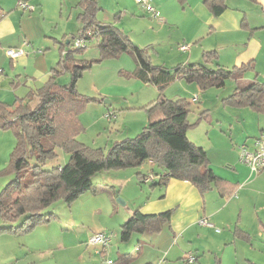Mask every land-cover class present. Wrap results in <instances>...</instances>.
<instances>
[{
  "label": "rangeland",
  "instance_id": "rangeland-1",
  "mask_svg": "<svg viewBox=\"0 0 264 264\" xmlns=\"http://www.w3.org/2000/svg\"><path fill=\"white\" fill-rule=\"evenodd\" d=\"M21 1L34 8L23 9L18 0H0L5 9L11 10L10 16L0 24V30L3 31L0 36V70L9 76L7 80L2 76L5 82L0 85V102L6 101L9 105H13L18 98L26 101L30 94L35 93L23 85L26 78L30 79L36 72H50L58 59L59 47L64 43L61 39L63 34H68L71 38V34L76 33L79 28L76 19L80 11L77 8L79 0ZM98 5L96 18L114 23L134 45L149 55L153 64H157L152 61L151 55H155L160 46L166 49L170 45H155L154 48V44L148 45L154 35L149 28L146 29L149 25L143 19L147 20L149 17L143 13L142 8L134 0H98ZM15 17L21 18L24 32L16 27L17 23L13 24V29L11 20ZM57 40H61L60 45ZM85 44L86 48L76 53L78 59L94 61L91 68L85 70L76 82L77 93L87 98V102L77 112L80 130L76 138L88 147L100 148L103 153H107L116 139L135 137L142 130L149 117L145 106L156 100L159 92L154 85L128 75L136 67L130 53L124 52L116 57L95 61L99 58L96 42L86 41ZM8 49L23 53L11 59L5 54ZM172 65L166 67L172 71L177 64ZM260 69L256 79L254 73L246 74V79L241 82L256 80L264 83V64ZM17 72L22 74L16 77ZM10 78L13 79V85L8 83ZM69 80L68 73L61 74L57 79L62 84ZM235 86L234 79L229 78L222 87H210L201 91L195 83L176 79L162 91L165 98L186 99L189 102L187 121L190 126L186 130V136L206 151L217 172L225 176L229 175L233 166L241 164L239 147L244 144L250 146L253 139L259 136L260 128L264 129V113L232 103L230 98ZM194 96H197L196 101L192 100ZM29 104L34 105L35 99L32 98ZM108 113L114 115L110 120L105 118ZM128 131L129 135L124 136ZM15 145L13 130L0 129V193L12 178L10 155ZM55 150L56 157L46 162L45 169L63 166L68 162L66 152L60 148ZM141 166L140 173L145 174L147 164ZM139 168L97 172L91 178V187L79 194L73 202L66 203L59 198L46 208L43 213L53 214L48 221L39 222L27 231L1 230L0 264H105L110 257L118 254L117 247L133 255L137 253L138 245L142 246L140 255L133 258L131 264H145L147 261L151 264H163L165 251L162 248L168 239L159 237L160 234H133L129 241L121 240V225L131 215L134 204L145 201L152 191L156 195L162 188L150 187V184L141 181L136 174ZM260 175H264V172L258 176ZM260 191L257 207L262 208L261 214L264 215V187ZM243 196L246 197H241L238 202L232 199V213L237 216L239 209L243 220L256 217L257 208L251 197L248 194ZM207 204L212 208L211 202ZM261 214L259 213L260 216ZM206 221L211 226L192 228V246H176L181 249V258L174 256L168 264H189L184 259L188 254L185 248H190L192 254L199 256V261H195V264H217V259L222 264H232L236 260L244 262L246 259L255 264H264V234L260 231V226L256 225L258 232H253L252 245H249L233 240L227 226ZM20 222L3 223L0 217V227H16ZM219 232L223 233L219 235ZM95 233L110 236L103 254L96 252L87 243ZM165 236L169 238V235ZM138 240L141 242L138 243Z\"/></svg>",
  "mask_w": 264,
  "mask_h": 264
},
{
  "label": "trees",
  "instance_id": "trees-1",
  "mask_svg": "<svg viewBox=\"0 0 264 264\" xmlns=\"http://www.w3.org/2000/svg\"><path fill=\"white\" fill-rule=\"evenodd\" d=\"M203 2L213 15L225 9L224 0ZM77 5L81 10L77 15L80 26L71 38H66L63 44L60 42V55L48 81L26 101L18 98L13 105L0 102V129L13 130L16 136L10 155L12 178L0 193V217L3 223L21 221L16 227L1 226L0 231H27L39 222L48 221L53 214L43 213L46 208L59 198L66 203L73 202L91 187V178L103 170L137 168L151 161L160 171L148 180L147 175L140 178L141 174H137L141 181H149L150 187H165L171 179H176L192 184L203 194L226 184L214 173L206 151L186 136L190 126L189 102L171 100L162 94L176 79L195 83L201 91L222 87L227 79H234L232 103L264 113V84L240 80L249 64L227 69L213 63L214 52H205L202 62L178 64L171 71L153 64L149 55L114 23L99 21L96 18L98 0H79ZM5 14L0 8V20ZM76 40L82 43L76 45ZM86 41L97 44L99 58L95 61L130 53L136 67L128 75L154 85L159 92L158 98L145 106L149 117L142 130L135 137L114 142L107 153L88 147L76 138L80 130L77 112L87 102V98L77 93L76 82L94 61H82L76 55L86 48ZM64 73H68L69 82L58 83V77ZM32 98L34 105L29 104ZM56 148L68 154V162L45 169L46 162L56 157ZM173 211L143 214L139 208L134 209L121 225V240L129 241L133 234L158 233L169 222ZM238 235L247 237L242 232ZM132 259L129 254H122L111 264H129Z\"/></svg>",
  "mask_w": 264,
  "mask_h": 264
},
{
  "label": "crops",
  "instance_id": "crops-1",
  "mask_svg": "<svg viewBox=\"0 0 264 264\" xmlns=\"http://www.w3.org/2000/svg\"><path fill=\"white\" fill-rule=\"evenodd\" d=\"M224 3L225 9L219 15H213L204 4L203 0H151V5L160 12L161 21L151 17L142 8L143 13L149 17L147 20L143 19L146 24L148 23L149 25L146 26V29L149 28L152 35H154V39H152L148 45L154 44L152 45L153 48L155 45L159 46L166 43L170 45L166 49L164 46H160L156 54L151 55L152 61L157 63V65L162 64L165 67L172 64L199 63L202 62L203 53L214 52L216 54V59H214L213 63L217 62L227 69L249 64L248 69L243 73L240 80L244 81V79H246L244 78L246 74L253 73L256 79L261 72V66L264 64V0H224ZM37 5L40 7L39 3ZM0 8L2 12L6 13L0 20L1 24L10 16L11 10L5 9L1 4ZM77 8H79L78 5ZM80 11L78 13H80ZM135 17L136 15L134 18ZM11 22L13 29H15V25L13 24L17 23L16 27L24 32L22 30L21 18L18 19L15 17ZM118 29L121 33H125L120 28ZM2 32L0 30V36ZM68 36V34L64 33L61 38L62 42L65 41ZM54 40L56 41V39ZM57 42H59L60 45L61 40H57ZM175 43L176 45L174 46ZM180 46H187V49L181 50ZM18 59L20 60V58ZM57 61L58 59H56V62ZM2 66H4V64H2ZM53 67H51V69ZM12 68H14V64ZM51 69L48 73L36 72V75L30 76V79L26 78L23 85L35 91L48 81ZM21 74V72L15 73L16 77ZM2 76H5L6 80L9 79L8 74L3 73L1 69L0 85L5 82L2 80L4 78ZM12 80L13 79L10 78L8 82L11 85L14 84ZM252 81L258 82L256 80ZM247 82L251 81L248 80ZM194 98L197 100V96H194L192 100ZM108 115L109 117L107 118L106 114L105 118L109 120L114 117L112 113H108ZM262 129L261 127L260 130ZM128 135L129 131L124 136ZM121 138L123 139L125 137ZM118 140L119 139H116L114 142ZM240 163L242 165L236 164L233 166L228 176L218 173L217 168L211 163L214 173L226 181V184L221 188L213 187L205 193L200 194L192 184L186 181L171 179L165 187H162L161 190L159 189L156 195L152 191L145 201L134 204L135 207L132 211L139 208L143 214H158L170 209L174 210L169 222L164 224L158 232V235L160 234L159 237L168 239L162 248V250L165 251L163 264H168V262L172 261L170 258L174 256L178 255V258H181V256H179L181 249L176 248V246H192V228L202 229V227L207 226L199 224L198 222L200 219L211 220L213 222H218L221 226H227L233 240L248 243L249 245H252L253 232H258L256 231V225L260 226V231L264 234V215L261 214L262 208L258 209L257 207V196L261 194L260 189L264 187V175L258 176L260 173L253 174L246 164L241 161ZM146 164L145 174H141L142 171L139 167V170L136 171V174L141 172L140 178L146 175L153 176L156 171H160L151 161H148ZM145 183L149 184V181H145ZM244 194H248V196L251 197L255 208H257L256 217L245 220L241 218L239 209L237 211V216L233 214L231 210L232 202L234 200L238 202L241 197H246L247 195L243 196ZM208 202L212 203V208L208 206ZM223 212H225V214H222ZM221 217H224V219ZM239 232L244 233L247 237L243 238L239 236ZM222 233L223 232L219 235ZM166 234L169 235V238L165 236ZM138 241L141 242V240ZM141 247V245L137 247L139 249L137 253L133 255L127 253L125 249L117 247L118 254L113 255V257H110L108 260L112 262L115 257L117 259V257L122 254H129L130 257L137 258L140 255L139 250ZM184 250H187V253L192 252L190 248H185ZM193 255L196 257L195 261L198 262L199 256L196 253ZM129 264H131V262ZM145 264L151 263L147 261ZM191 264H195V262ZM217 264H222V262L220 263V260L217 259ZM225 264L229 263L226 262ZM232 264L255 263L246 259L244 262L236 260L232 262Z\"/></svg>",
  "mask_w": 264,
  "mask_h": 264
},
{
  "label": "built area",
  "instance_id": "built-area-1",
  "mask_svg": "<svg viewBox=\"0 0 264 264\" xmlns=\"http://www.w3.org/2000/svg\"><path fill=\"white\" fill-rule=\"evenodd\" d=\"M141 8H143L151 17L156 18L161 21L160 12L151 5V0H134ZM19 5L25 9L32 10L34 7L26 4L25 2H18ZM81 40H76L75 44L80 45ZM181 50H186L187 46H180ZM5 53L11 58H17L22 55V51L8 49ZM1 72V70H0ZM1 74V73H0ZM196 98L193 99L195 101ZM107 118L109 115L107 114ZM239 160L246 164L253 174H259L264 171V129L260 130L259 136L254 138L251 145H241L239 147ZM151 178L148 176L146 180ZM199 224L211 226L205 219H200ZM110 242V236L105 235L104 233H95L88 239V245L92 246L96 252L103 254L105 252V247ZM189 264L195 262V256L192 253H188L184 258ZM105 264H111L110 260H107Z\"/></svg>",
  "mask_w": 264,
  "mask_h": 264
}]
</instances>
